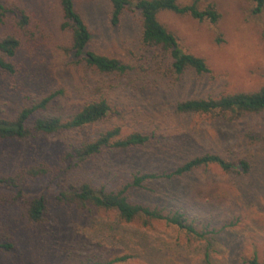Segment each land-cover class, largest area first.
<instances>
[{
	"label": "rangeland",
	"instance_id": "rangeland-1",
	"mask_svg": "<svg viewBox=\"0 0 264 264\" xmlns=\"http://www.w3.org/2000/svg\"><path fill=\"white\" fill-rule=\"evenodd\" d=\"M18 1L30 13L31 29L37 35L13 59L15 74L0 68V117H15L27 104L56 89H63L52 107L57 114L71 115L101 97L108 98L115 111L77 131L0 141V173L23 159L63 168L66 161L60 155L69 143L94 139L114 126H120L124 135L154 133L153 141L138 148L108 149L67 177L114 189L138 170H171L207 151L236 164L231 172L212 165L174 180H154L148 184L151 189L130 191L134 202L183 206L200 225L222 229L209 241L194 243L164 223L144 228L120 222L115 211H78L60 205L49 191L54 187L49 177L35 181L27 191L49 197L46 219L29 222L20 218L19 207L0 205V231L19 220L13 226L20 234L15 248L0 252V264L79 263L88 257L106 260L126 253L133 257L116 264H242L253 253L264 263V112L231 122L207 114L178 113L174 106L188 98L257 90L264 85V8L255 12L256 0H198L201 8L215 4L221 13L217 24L161 12L160 21L177 36L181 47L204 57L211 68L203 76L188 72L174 80L165 68L158 69L161 52L142 44L140 15L134 7L113 25L109 2L75 0L92 31L89 49L133 66L119 76L72 62L62 48L69 34L60 29L58 0ZM191 1L181 0L183 4ZM8 31L9 27L0 26V36ZM241 159L250 163L248 172Z\"/></svg>",
	"mask_w": 264,
	"mask_h": 264
},
{
	"label": "trees",
	"instance_id": "trees-1",
	"mask_svg": "<svg viewBox=\"0 0 264 264\" xmlns=\"http://www.w3.org/2000/svg\"><path fill=\"white\" fill-rule=\"evenodd\" d=\"M62 21L60 29L69 34L64 52L72 62H85L92 69L107 74L126 75L133 66L123 60L89 49L93 40L92 31L77 9L75 0H58ZM111 4L110 19L113 25L121 22L124 12L134 7L140 15L141 42L146 47L156 48L161 52L158 69L165 68L166 74L174 80H180L188 72L203 76L211 72L204 57L185 51L177 36L159 19L163 11L178 15H188L200 22L210 21L217 24L221 13L215 4L201 8L198 0L183 4L181 0H105ZM255 12L264 8V0H256ZM32 17L18 0H0V26L9 27L5 35L0 36V68L15 74L18 69L13 61L19 49L25 43L35 42L36 32L31 29ZM165 74V71H164ZM63 94V89L49 92L41 99L27 104L15 117H0V141H25L40 135H51L77 131L97 124L114 111L115 107L108 98L86 102L79 110L68 116L57 114L52 110L54 103ZM175 110L182 114H207L228 121H236L245 116L264 112V85L257 90L237 91L219 96L194 97L180 100L174 104ZM264 137V135H263ZM154 133L134 131L124 135L120 126L102 131L96 138L80 143H69L63 150L61 159L66 161L63 168H57L48 161L38 163L25 159L16 167L0 173V205L17 206L19 216L29 222L40 223L46 219L49 209V197L43 192L33 193L27 188L35 181L49 177L50 193L56 203L78 211L97 209L115 211L120 222L136 223L140 227H153L155 223H164L174 227L189 243L209 241L218 231L210 224L200 225L188 209L183 206L168 207L161 204L134 202L130 191L133 188L151 189L149 183L154 180H174L212 165L225 172H231L235 161L222 154L207 151L195 155L184 162L165 171H142L132 174L129 181L114 189L94 186L84 179L72 180L67 173L75 172L95 157L108 149L124 150L148 145L153 141ZM240 164L245 172L250 170V163L241 159ZM64 163V162H62ZM18 216V217H19ZM18 220V218H17ZM19 221V220H18ZM17 221V222H18ZM0 231V252L15 248L18 228L13 224ZM4 240L5 242H3ZM133 257L126 253L106 260L88 257L79 263L64 264H116ZM242 264H264L257 253L246 256Z\"/></svg>",
	"mask_w": 264,
	"mask_h": 264
}]
</instances>
